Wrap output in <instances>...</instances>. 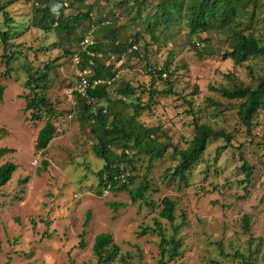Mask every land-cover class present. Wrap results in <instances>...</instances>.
Returning a JSON list of instances; mask_svg holds the SVG:
<instances>
[{"label":"rangeland","instance_id":"1","mask_svg":"<svg viewBox=\"0 0 264 264\" xmlns=\"http://www.w3.org/2000/svg\"><path fill=\"white\" fill-rule=\"evenodd\" d=\"M37 2L0 0V35L9 34V53L15 55L11 72L3 76L6 69L1 64L0 38V85L6 89L0 103V137H4L0 148L15 150L0 160V166L7 162L18 165L0 197V264H95L93 246L103 233L111 234L121 249L119 259L112 264H123L122 258L127 264H159L160 239L140 237L139 232L143 227H153L154 219L171 229L159 216L165 198L176 206L175 225H182L178 234L181 256L168 264H241L233 258L235 253L248 255L256 249L259 238H264V115L255 120L249 134L238 117L239 102L227 101L219 91L234 84L255 86L264 76V58L242 65L225 60V53L231 50L226 34L193 37L185 22L157 31V42L144 20L159 0H147L141 16L133 0H63L68 17L90 13L91 18L79 24L70 37L32 27ZM259 4L246 33L264 43V0ZM2 7L12 19L8 25ZM115 28L119 30L118 43L129 46L135 42L137 50L125 54L120 77L110 90L114 95L123 84L136 88L132 102L149 105L140 122L158 129L156 140L173 145L153 163L139 155L133 158L136 169L128 167V173L136 177L135 184L130 185L133 191L144 178L151 184L146 197L154 207L141 200L133 203L128 193L95 195L96 174L103 162L93 151L89 127L82 129L78 120L73 90L79 74L89 68H82V62L77 65L74 57L89 33L95 41L109 43L110 31ZM193 43H200L199 50L192 48ZM196 51L205 54L203 58ZM166 66L170 67L167 74L162 80L155 75L156 86L151 87L152 73ZM46 67L50 69L45 92L58 113L53 121L57 133L47 150L38 151L36 140L47 117L43 112L42 120L31 121V113L25 111L26 99L33 97L34 90L40 92L36 88L40 82H33L34 90L26 84L30 76H39ZM168 83L173 94L150 97L155 90L166 91ZM125 112L134 114L132 108ZM196 123L223 130L232 140L211 141L187 174V181L179 182L172 176L178 163L173 147H188ZM241 156L251 167L249 184ZM112 203L126 207L115 211L109 206ZM88 211L92 216L87 247L80 249L78 237ZM245 217L251 219L248 233ZM45 233L52 238H43ZM254 264H264V244Z\"/></svg>","mask_w":264,"mask_h":264},{"label":"trees","instance_id":"2","mask_svg":"<svg viewBox=\"0 0 264 264\" xmlns=\"http://www.w3.org/2000/svg\"><path fill=\"white\" fill-rule=\"evenodd\" d=\"M260 0H159L153 6L154 12L147 16L144 25L154 40L160 42L157 37V31H167L173 29L177 24L186 23L190 34L193 37H200L202 34H226L231 50L225 53V60H232L236 65H242L255 58H264V43L246 30L251 26L255 19V11L260 7ZM137 6L138 15L141 16L147 0H133ZM67 7L59 0H38L33 9L32 27L46 33L55 32L57 34H67L71 36L76 31L77 26L85 20H91L90 13H78L71 17L66 15ZM5 23H12V19L6 7L1 8ZM109 43L95 41V46L89 50L96 54L90 56L81 49L78 55L82 60V68L89 66L93 60L95 66L92 68L95 78H109L114 75L113 66H106L111 56L118 59L124 57L126 53H135L136 43L129 46L118 43V29H112ZM90 34V33H89ZM88 36V35H87ZM3 44V54L1 55V64L5 67L3 76L11 72V62L14 59V53H9L10 36L7 32L0 35ZM85 39L82 38L81 42ZM207 42V41H206ZM200 43H193L192 48L199 50ZM108 52V53H106ZM200 58L205 54L196 51ZM108 54V56H107ZM106 61L103 60L104 56ZM125 58V57H124ZM169 66L160 71L155 70L152 73L151 87L156 86V77L159 79L169 71ZM46 70L40 71L29 77L27 88L33 89V82H40L32 98L26 99L27 106L25 111L31 113V121L42 120V113L46 114L47 120L43 129L40 130L35 148L38 151L47 150L51 141L54 139L57 128L54 119L57 118V110L49 102L45 90L48 88L47 79L49 74ZM115 85V84H114ZM113 85V86H114ZM112 86V87H113ZM167 90L163 92L153 91L150 95L173 94V86L168 83ZM112 87L100 86L94 90H89L87 97L76 94L78 120L82 129L89 127L90 135L94 140L93 151L97 158L103 162V167L96 174L97 190L95 195L102 197L104 192L113 194L128 193L133 203L138 201L145 202L146 206L154 207V203L148 202L146 193L150 189L149 181L144 178L140 185L133 191L131 184H135L136 177L131 176L128 170L133 166V158L139 155H145L149 162L153 163L163 158L164 153L173 145L161 143L156 140V132L153 129L143 125L139 118L142 113L149 108V105H142L140 101L133 103L132 99L136 96V88L130 84H123L118 87L116 94H112ZM5 87L0 85V103L3 102ZM144 90V89H143ZM219 93L229 102H239L238 117L247 129L252 133L254 122L264 115V76L257 79L255 86L233 85V88L220 89ZM187 101V100H186ZM103 102L104 105L100 106ZM192 106L191 101H187ZM126 108H132L134 114L125 112ZM76 114V113H75ZM160 131V129H159ZM1 132H5L4 129ZM4 137H0V141ZM223 138L227 143H231L232 136L223 130H215L207 124H195V134L185 150H179L176 147L174 151L178 155L177 166L173 169L172 176L179 182L187 181V174L190 173L194 165L202 158L211 141ZM15 153L14 149L0 148V160L7 155ZM133 155V157H130ZM243 161V171L246 173L247 183H250L252 177L251 167L241 156ZM130 167V168H128ZM126 168H128L126 170ZM18 170V165L13 162H7L0 166V197L3 188L12 180L14 173ZM163 210L160 212V218L171 225V229L163 226L159 219H154L153 227H143L139 232L140 237L152 236L160 239V261L159 264H168L181 256V240L178 238L179 230L182 225H175L176 206L174 202L165 198L162 201ZM115 211L125 208V204L112 203L109 205ZM91 211L86 213V219L83 223V230L79 235L80 249L87 247L86 238L91 221ZM245 231L250 232L251 219L245 217L243 220ZM181 224H185L184 221ZM43 238H52L45 233ZM252 245V242L250 243ZM264 244V238H259L256 249L248 255L236 252L233 256L241 264H254L257 256L260 254L261 246ZM222 251V248H220ZM93 253L97 259L95 264H112L117 261L121 255L120 247L114 242L111 234H100L96 237L93 246ZM120 261L127 264L122 258Z\"/></svg>","mask_w":264,"mask_h":264},{"label":"built area","instance_id":"3","mask_svg":"<svg viewBox=\"0 0 264 264\" xmlns=\"http://www.w3.org/2000/svg\"><path fill=\"white\" fill-rule=\"evenodd\" d=\"M63 2V0H61ZM66 1V0H65ZM82 50L87 52L88 55L90 53V56L94 57L96 56L95 53L91 52L89 49L95 46V41L93 39L92 33H90L88 36L85 37V39L81 43ZM74 60L77 65H80L82 60L81 58L76 55L74 57ZM125 58H117L116 56L112 55L110 60L107 62L108 66H113V73L114 75L109 78H95L94 72L92 73V68L95 66V63L93 60L89 62V66L87 70H84L83 73L79 74V80L77 81L76 87L73 90L74 94H78L82 97H87L89 90H94L97 87L100 86H107L112 87L119 79L120 77V70L124 66ZM38 161H36L35 164H37Z\"/></svg>","mask_w":264,"mask_h":264}]
</instances>
